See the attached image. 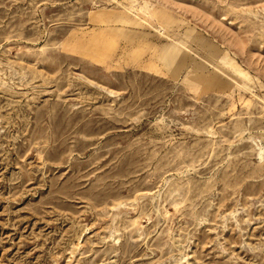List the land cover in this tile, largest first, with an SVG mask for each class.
I'll use <instances>...</instances> for the list:
<instances>
[{"label":"rangeland","instance_id":"374dc122","mask_svg":"<svg viewBox=\"0 0 264 264\" xmlns=\"http://www.w3.org/2000/svg\"><path fill=\"white\" fill-rule=\"evenodd\" d=\"M0 264H264V0H0Z\"/></svg>","mask_w":264,"mask_h":264}]
</instances>
